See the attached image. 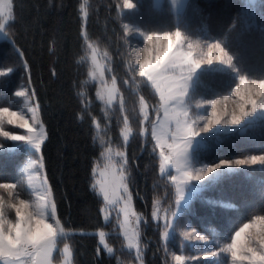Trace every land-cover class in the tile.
Returning a JSON list of instances; mask_svg holds the SVG:
<instances>
[{
  "label": "trees",
  "instance_id": "obj_1",
  "mask_svg": "<svg viewBox=\"0 0 264 264\" xmlns=\"http://www.w3.org/2000/svg\"><path fill=\"white\" fill-rule=\"evenodd\" d=\"M132 1L145 29L192 32L197 24H204L210 36L230 54L239 73L264 76V0H188L178 13L152 0ZM12 10L14 20L0 38V73H6L0 75V106H15L14 91L24 83L38 104L46 130L40 154L56 216L65 230L76 233L57 243L70 246L73 264L136 263L137 256L116 232L117 225L103 218L102 198L93 190V167L104 151L97 136L105 132L112 142H119L120 124L126 119L132 130L125 160L129 186L135 209L143 220H149L140 234V251L144 264H165L168 259L162 254L164 247L182 249L181 241L171 234L163 242L162 227L154 224L150 215L156 200L174 205L175 188L159 173L152 135L147 131L143 134L141 128L139 99L155 111L159 97L153 85L130 68L122 20L131 12L121 6L120 0H12ZM87 40L109 53L122 97L120 104L104 106L95 96V85L88 77ZM259 150H264V119L231 133L205 136L193 154L209 161ZM2 157L6 162L9 159ZM221 186L228 190L221 191ZM209 197L228 198L233 205L226 216L216 220L219 230L228 237L235 225L264 211V167L230 172L207 187H199L182 207L184 218L193 217L200 207L210 210L205 200ZM233 214L237 217L228 223ZM98 229L104 231L112 254L99 243Z\"/></svg>",
  "mask_w": 264,
  "mask_h": 264
},
{
  "label": "rangeland",
  "instance_id": "obj_2",
  "mask_svg": "<svg viewBox=\"0 0 264 264\" xmlns=\"http://www.w3.org/2000/svg\"><path fill=\"white\" fill-rule=\"evenodd\" d=\"M157 6H162L164 4L168 5L174 13L181 11L186 5L188 0H152ZM129 2L133 5L132 8H125V0H120L121 6L127 11L131 12V15L123 18L122 25L126 34V52L130 62V68L132 71L140 76L139 74V62L145 58V56L154 57L155 51L160 47L167 44V40L161 39L157 41L156 36L164 37L165 34H170L169 38L175 43L176 31H180L181 38L180 44L176 45L172 52L177 53L181 56L186 57V53L191 51L193 53L192 59L199 62L201 67L195 69L193 73L192 80L195 82V94L190 95L188 102L183 105H177L175 111L171 105L167 106L168 117H165V106L162 105L160 100V95L158 93V102L156 103V109L149 107L141 98L139 99V109L142 115L141 128L144 132H150L155 128L158 136L161 137V143L164 144V153L168 155L171 151L169 145L173 143L182 144L180 138L178 137L173 141L170 136L165 135L174 129L173 120L175 112L187 111L188 116L182 117V120H187V123L191 127L200 132V128L206 122V118L211 115V101L219 100L220 103L216 104V111L218 114H222L227 111L229 114L235 110L239 114V103L240 100L237 96L233 95V91L237 86L240 85V77L243 76L246 81L251 84L253 80L259 81L264 80L263 77L248 76L239 73L235 68L232 58L231 66H228L223 61H228L231 57L226 49L215 39L210 36V32L207 26L204 24H197L192 32H186L179 28H174L171 30H161V31H149L145 29L144 20L139 15L137 6L132 0ZM5 35V30L0 32V38ZM153 36V41L148 42L147 37ZM219 45L224 49V53L220 51V48L215 47ZM191 45V48H189ZM211 45V47H209ZM87 57L89 60V71L88 77L91 82L95 85V96L103 103V105H112L114 103L120 104L122 102V97L119 94V89L116 83V77L113 73L112 63L109 53L104 48H99L95 45L94 41H86ZM148 49L150 51H145ZM211 52L212 55L209 57L208 53ZM227 53V55H225ZM171 54V53H170ZM208 59L212 60V64H208ZM194 68L195 66L192 65ZM183 75H189L188 67L184 66ZM181 72L180 68L176 69V74ZM146 78V77H144ZM147 80V78H146ZM150 83V82H149ZM154 87V86H153ZM164 85H161L163 88ZM243 87V86H241ZM19 91H24L26 94L24 97H17L15 94ZM17 101L15 106H0V108L7 107L9 111L16 112L18 117H23L27 120L33 127L37 126V122H42L39 107L35 100L34 95L31 93L30 88L27 83L19 85L13 94ZM229 97V99L224 100L223 97ZM248 111H251L250 106H246ZM153 115V117H152ZM18 117H12L15 121L14 124H8V116L5 114V118L2 123H0V129L3 131L10 132L15 135H29L27 129L19 127L20 120ZM35 117V120L33 119ZM259 119H264V108L258 105L257 112L245 117L239 125H214L213 128L209 129L208 133L201 132L199 136L192 138L191 147L187 148L188 160L184 168V172H189L193 175L197 171H205L207 167H212L221 160H236V159H247L253 155L262 156L264 155V150L252 151L249 153L241 155L226 154L224 156L214 158L212 160H205L201 156L193 154L194 148L203 143V138L211 134L220 135L221 133H231L239 129H243L246 126L258 121ZM43 124V123H42ZM43 130L44 126H43ZM101 128L99 127V131ZM98 131V132H99ZM131 128L124 119L120 124V140L119 142H112L110 135L105 132H101L97 139L100 143L104 145V151L101 157L98 158L94 164L96 169L94 173V184L97 186V191H99L100 185H104L108 192V202L106 203L102 198L103 209L102 216L105 220H112L118 227V231L125 241L127 246V240L125 239V233L131 234L135 230L138 235L137 246L132 248L135 255L137 256L136 263L134 264H144L143 253L140 251V234L146 226H148L149 220L145 221L142 219V215L135 209L132 191L129 186V175L126 167V144L129 140L131 134ZM220 133V134H219ZM106 137V138H105ZM127 137V139H125ZM153 138V136H152ZM155 146L159 155V173L165 175L175 188V203L173 206L169 207L168 204H161L159 200H156L152 206L151 220L154 224H158L161 229V239L166 241L169 239L171 234L177 235L180 238V246L182 249H175L174 247H164L162 254L167 255L168 261L165 264H234L231 259V255L228 252L222 251L223 248L230 243V237L234 234L236 230L239 229L244 223L249 222V220L243 222L239 226L230 229L229 236H225L221 230H219L218 223L216 220H220L224 215L226 216V211L233 207L232 203L228 198L216 199L214 197L205 198V200L210 204L212 208L208 209L207 212L201 207L196 211V213L190 218H184V209L182 207L191 199L195 191L193 189H198L203 182L189 181L187 184L183 183L187 177L183 172L178 171L174 164H170L167 161H163L164 167L161 170L162 159L160 157L161 148L157 145L155 138H153ZM0 145L3 146V151L0 152V183H16L18 188L15 190H4L0 189V196L4 197L5 200V219L15 223V209L9 207L10 203H18L19 199L28 200L31 205H35L37 202V197L44 195L46 190L50 187L48 181L44 174V166L42 168H29L28 164L31 160L41 157L40 153H34L27 145L22 141H12L10 138L0 135ZM183 146V145H182ZM9 157L3 160L2 156ZM42 165L43 162L41 161ZM93 167V169H94ZM252 167H264V164L257 162L256 164L247 165H233L230 169H226L228 173L235 172L237 170L247 171ZM14 168V173H13ZM103 172V175H101ZM7 175H3V174ZM121 173L125 179L120 180ZM176 176L177 180L172 181L171 176ZM214 175V174H210ZM223 175H220V177ZM208 178L205 177V180ZM122 184L127 185V192L121 187ZM179 184L180 188L184 192V200L177 204L180 193L177 189ZM221 191H227L228 187H219ZM51 189V188H50ZM9 191H11L12 196L9 197ZM51 200L53 199V193L51 190ZM127 202V209H125V204ZM221 209V210H219ZM125 211L129 213H135V215H129L127 222H125ZM220 211V213H218ZM156 213V217H153V213ZM173 213L178 214L177 219H173ZM258 215H264L262 211ZM237 215L233 214L232 219L236 218ZM196 219V220H195ZM252 219V218H251ZM55 220H58L57 216L55 219L49 218L48 222L53 223L55 226ZM171 221L172 226L165 228V221ZM199 221V223L195 222ZM61 226L62 223L60 222ZM233 225V224H231ZM173 227V232H172ZM192 229L196 231L193 232ZM68 232L67 230H65ZM104 232L101 229L96 231L98 235V240L104 248L110 246L106 243V238L101 241L99 237V232ZM168 231L169 235L165 237L163 234ZM248 231H255L251 229ZM190 233L189 236H184L183 233ZM247 234V233H246ZM245 234V235H246ZM200 237L204 239L201 240ZM151 241L152 238L149 237ZM57 243V251L53 250V254L49 257V264H73L72 254L68 255L63 252L64 244ZM183 244V245H182ZM108 246V247H107ZM254 247L259 251V245L254 244ZM184 249V251H183ZM60 253V258L57 254ZM71 252V249H70ZM108 252V251H107ZM210 253H216L217 255L212 256ZM181 256L183 260L181 262L176 261L175 257ZM0 264H12V258H0ZM16 264H40V258L37 257L35 260L31 257H21L20 260L16 261ZM235 264H248V262H235Z\"/></svg>",
  "mask_w": 264,
  "mask_h": 264
},
{
  "label": "snow or ice",
  "instance_id": "obj_3",
  "mask_svg": "<svg viewBox=\"0 0 264 264\" xmlns=\"http://www.w3.org/2000/svg\"><path fill=\"white\" fill-rule=\"evenodd\" d=\"M125 8H132L133 5L129 0H125ZM14 20L13 10H12V0H0V32L6 28V26ZM170 34H165L164 37L156 36L157 41L161 39L167 40V44L160 47L155 51L154 57L145 56L143 60L139 62V74L141 77H146L147 81L150 82L157 93L160 95V100L162 105L165 106V117H168L167 106L171 105L175 111L176 106L183 105L188 102L190 95L195 94V82H193L192 77L195 69L201 67V64L192 59L193 53L188 51L186 57L181 56L177 53L172 52V49L180 44L181 33L176 31L175 33V43L169 38ZM149 43L153 41V36L149 35L147 37ZM211 47V45L209 46ZM215 47L220 48V51L224 53V49L217 43ZM191 48V45H189ZM145 51H150L145 49ZM171 53V54H170ZM211 57L212 53H208ZM227 55V53H225ZM208 64H212V60L208 59ZM228 66H231V57L228 61H223ZM192 65L195 67L193 68ZM184 66L188 67L189 75H183ZM180 68L181 72L176 74V69ZM13 71L12 69L8 70ZM0 75H6V73H0ZM161 85H164L161 88ZM240 85L237 86L233 95L237 96L240 100L238 105L239 114L233 110L230 114L225 111L222 114H218L216 111V104L220 103L219 100H212L211 103V115L206 118V122L203 127L200 128V132L195 131L191 125L187 123V120H182V117H187L188 112H175L173 120L174 129L165 135L170 136V138L175 141L178 137L180 138L182 144L173 143L169 145L171 151L168 155L164 153V144L161 143V137L157 135L155 128L152 131V136L155 138L157 145L161 148L160 157L162 159L161 170H163V161H167L170 164H174L178 171L183 172L187 177L183 183L187 184L189 181L203 182L200 187H207L216 182L220 178V175H228L229 173L225 171L230 169L233 165H247L256 164L260 162L264 164V155L256 156L253 155L247 159H236V160H221L212 167H207L205 171H197L195 175L184 172V168L187 164L188 153L187 148L192 145V138L199 136L201 132L208 133L209 129L213 128L214 125H239L241 121L257 112L258 105L264 108V80H253L249 84L246 79L240 77ZM24 91H19L15 95L17 97H24ZM143 99V98H141ZM224 100L229 99V97H223ZM246 106H250L251 111L247 110ZM5 114L8 116L7 123L14 124L15 121L12 117H18L16 112L9 111V108H0V123L3 122ZM20 120L19 127L27 129L29 135H15L10 132L3 131L0 129V135L10 138L12 141H22L27 145L34 153H41L42 145L46 141V130H43L42 122H37V126L33 127L28 123L23 117H18ZM35 120V117H33ZM127 139V137H125ZM183 145V146H182ZM3 151V146L0 145V152ZM42 156L33 159L28 164L29 168H42L41 163ZM96 169L94 167L93 172ZM214 174V175H210ZM103 175V172H101ZM205 177L208 179L205 180ZM125 177L121 173L120 180L123 181ZM172 181H176V176H171ZM123 190L127 192V185L122 184ZM18 188L16 183H0V189L4 190H15ZM177 189L180 193L177 204L179 205L182 200H184L183 189L180 188L179 184ZM93 190L96 191L98 196H103L104 201L108 202V192L104 185H100L99 191H97V186L93 185ZM198 190V189H193ZM12 196L11 191H9V197ZM51 189L50 187L46 190L44 195L37 197V202L33 206L28 200L19 199L18 203H10L9 207L15 209V223L5 219V200L3 196H0V258H12V264H16V261L20 260L21 257H31L32 259L40 258V264H49V257L52 256L53 250L57 249V240L64 237H71L75 235L74 232H66L64 227L61 226L59 220H55V226L53 223L48 222L49 218L55 219L56 217V206L54 200L50 199ZM127 202L125 204V209H127ZM103 212V209H101ZM129 215H135V213H129L125 211V222H127ZM153 217H156V213H153ZM178 214L173 213V219H177ZM172 226V222L166 220L165 228ZM255 229V231H248ZM195 232V229H192ZM247 233V234H246ZM83 234V233H81ZM95 234V233H94ZM246 234V235H245ZM138 233L133 230L131 234L125 233V239L127 240V247L131 250L137 246ZM165 237L169 235L168 231L163 234ZM184 236H189L190 233L184 232ZM99 237L101 241L105 239V233L99 232ZM203 240V237H200ZM230 243L227 244L225 248L222 249L224 252H228L231 255V259L234 262H248V264H264V215H257L250 219L249 222L244 223L234 234L230 237ZM254 244L259 245V251ZM99 251V249H98ZM109 254L113 253L112 248H107ZM63 252L65 254L71 255L70 246L65 243L63 247ZM210 255L215 256L216 253H210ZM176 261L181 262L183 258L181 256L175 257Z\"/></svg>",
  "mask_w": 264,
  "mask_h": 264
}]
</instances>
